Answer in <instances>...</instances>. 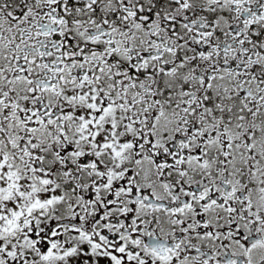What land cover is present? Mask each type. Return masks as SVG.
Returning <instances> with one entry per match:
<instances>
[{
	"label": "snow or ice",
	"instance_id": "obj_1",
	"mask_svg": "<svg viewBox=\"0 0 264 264\" xmlns=\"http://www.w3.org/2000/svg\"><path fill=\"white\" fill-rule=\"evenodd\" d=\"M0 264H264V0H0Z\"/></svg>",
	"mask_w": 264,
	"mask_h": 264
}]
</instances>
